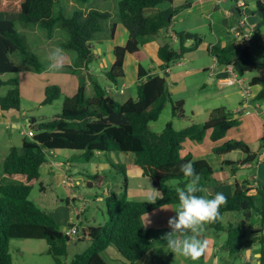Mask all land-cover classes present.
Returning a JSON list of instances; mask_svg holds the SVG:
<instances>
[{
    "label": "trees",
    "instance_id": "trees-1",
    "mask_svg": "<svg viewBox=\"0 0 264 264\" xmlns=\"http://www.w3.org/2000/svg\"><path fill=\"white\" fill-rule=\"evenodd\" d=\"M56 1L0 0V74L12 75L18 72V67L10 59V55L16 51L21 54L29 69L40 72L43 68L39 56L28 49L15 29L16 22L38 24L47 38L53 36L57 26L61 27L68 33V39L62 43L63 47L75 51L77 59L85 66L94 57L95 47L90 42L103 31H108L110 37H113L115 24H108L112 13L91 8L86 13L76 10L70 16L61 12L53 15L52 9ZM163 2H168L169 5L159 7ZM171 2L172 0H121L117 4L115 16L126 29L127 39L123 45L112 48V62L105 76L117 86L124 78V58L126 54L131 55L138 62L135 99L118 102L93 78L90 80L93 93L88 97L81 80L75 94L63 97L61 110L57 115L38 123L33 119L28 120L29 127L34 128L31 140L23 139L20 146L10 147L2 163L3 173L8 180L13 176H22L24 182L13 180L0 183V264H12V239L44 240L53 264H107L102 252L110 245L130 263L152 264V233L150 228L142 226V217L165 205L179 203L176 189L184 188L189 182V178L183 175L181 166L187 162L193 163L202 189L197 195H205L204 189L215 182L213 167L205 159L182 156L181 145L187 139L202 141L208 130L211 131L210 138L213 141L221 139L229 129L238 125L232 112L217 107L209 111L202 122L189 121L180 129L173 127L172 120L160 132L153 131L149 126L150 122L159 118L167 102L170 103L171 118L188 119L184 102L171 99L165 77L150 73L142 64L147 57L141 50L140 39L167 29L174 12L184 7L173 8ZM256 10L260 18L250 32L251 41L248 45H242L233 38L224 45H211L209 52L218 65L231 66L239 76L256 72L248 86H260L254 100H264V62L255 61L251 49L264 25V0H257ZM237 12L240 13V10ZM175 34L179 39L177 48L166 42L157 50L158 58L162 61L160 68L164 73L170 63L196 49L202 41L195 32L180 31ZM189 40L192 43L185 45ZM255 47L264 51V47L257 43ZM3 85L9 86V89L5 95L0 96V109L20 111L18 81L15 78L0 79V88ZM60 96V88L51 85L45 89L42 104L52 103ZM59 150L71 152L70 159L86 161H90L97 152L104 153L109 160V152L132 153L135 157L134 164L150 179L152 188L162 193V198H158L155 204L128 199L125 166L112 163L113 167L122 171L123 178L118 192H106L104 202L107 219L99 226L81 227V231L75 235H78V241L88 242V247L66 261L64 257L67 242L72 236L65 235L55 218L29 198L32 184L40 178L42 164L49 154ZM236 150L242 152L244 157L238 161L224 162L233 170L255 162L256 152L241 140L230 139L214 148L218 154ZM86 173L91 179L87 183L89 187L101 186L106 182L105 176L97 172ZM171 180H176V184L172 185ZM225 196L226 203L220 206L218 218L208 222V226L215 231L226 232L223 248L234 258L255 243L259 244V251L264 252L262 229H250L252 218H257L261 227L264 225V185L248 187L245 182H236L232 193ZM240 214H243V218ZM225 216L224 223L222 219ZM257 232L259 235L255 236Z\"/></svg>",
    "mask_w": 264,
    "mask_h": 264
},
{
    "label": "rangeland",
    "instance_id": "rangeland-1",
    "mask_svg": "<svg viewBox=\"0 0 264 264\" xmlns=\"http://www.w3.org/2000/svg\"><path fill=\"white\" fill-rule=\"evenodd\" d=\"M119 1L121 0H89L87 2L57 0L53 6V15L61 12L70 16L76 10L86 13L91 8L112 13L108 24H115V40H111L108 31H103L90 42L95 47H101L102 52L98 60H93V66L88 67L89 72L81 67L83 63L79 62L75 51L63 47L62 43L68 39V33L61 27L57 26L52 38L48 39L45 31L36 23H15V29L18 34L26 42L28 49L39 56L40 61L43 63V68L40 72L29 69L25 65L21 54L16 51L10 55V59L18 67V72L12 75L0 74L1 80L15 78L20 88V111H18V114L12 113L10 119L6 116L8 121L14 120L19 126L12 127L10 122L6 123V125L0 122V183H7L13 180L24 181V178L21 177H17V179L11 177L8 180L3 173L2 163L11 146H20L23 139H32V136L24 135L27 130L34 131V128L29 127L28 119H33L38 123L57 115L61 110L63 97L75 94L81 80L85 84V94L88 97L93 93V86L90 82L92 78L103 86L111 85L105 76V72L109 69L112 61L110 48L121 45L126 34V29L115 16ZM163 5L164 3H161L159 7L162 8ZM255 45L256 43L251 45L252 50ZM126 60L128 63L125 62L123 68L124 79L117 85L118 90L113 94V98L118 102L136 98V77L133 64L129 56H126ZM54 65H59V67H54ZM94 66L99 67L100 70ZM255 73H247L245 76L250 77ZM122 82L127 86L120 88ZM51 85H57L60 88L61 96L52 103L42 104L45 89ZM8 89L9 86L3 85L0 88V96L5 95ZM108 90L110 91V89ZM111 91L114 90L112 89ZM169 120L174 122L175 127H179L181 120L171 118V107L170 103L167 102L159 118L150 122L149 126L153 131L160 132ZM238 137L242 139L241 141L249 139V136H245L242 133ZM256 137L257 135L253 136L248 142L253 149L261 148L263 142L262 138L256 139ZM120 154L125 155V153ZM229 154L232 157H235V155L239 156L238 151H232ZM112 159L115 162L114 157ZM46 160V162L60 161V163L58 166L53 165L52 168L48 167L46 162L42 164L40 178L32 184L29 198L41 209L52 215L60 229L65 227L68 217L76 212L79 213L77 216L79 232L81 231V226L84 227L93 218L101 221L102 214L106 216L104 202L106 192L108 190L119 191L121 174L114 172L107 163V159L101 155L86 161L84 159H70L67 153L57 152L53 159L47 157ZM114 162L112 163L115 164ZM102 163L106 165L103 166L101 165ZM95 171L105 176L106 182L101 186L93 185L89 187L87 183L91 179L87 177L88 174L86 172L93 173ZM229 173H231L230 170ZM250 175L249 169H243L240 172V176L243 178ZM144 178L143 180L150 182L149 178ZM76 180L80 182L78 185L75 183ZM130 181L131 183H136L135 179ZM171 182L172 185L176 184V180H171ZM128 199L131 198L128 196ZM240 215L243 218V214ZM174 216H176V212L173 209L171 214L168 213L167 219L169 220ZM225 221L226 216L222 219V222L225 223ZM95 226H98V224H95ZM148 226L151 227L152 233V248L150 252L152 264H255L257 262L252 250L250 255H248L246 250H243L236 258L228 255L227 250L222 248L226 240V232L215 231L207 223L203 225L199 233V238L207 243L206 252L196 261L174 254L167 249L162 237L165 233L171 231L168 224L161 225L158 220H155ZM257 228L255 226L251 227V229ZM250 236L248 235V237ZM258 246L259 244H253L251 248H257ZM87 247L88 243L78 241V235L72 236L67 242V253L64 259L69 261L74 254L83 252ZM108 247L109 249L102 252V257L107 264H138L137 262L130 263L122 258L112 245ZM10 253L12 255V264H53V258L47 253V244L44 240L12 239L10 240Z\"/></svg>",
    "mask_w": 264,
    "mask_h": 264
},
{
    "label": "crops",
    "instance_id": "crops-1",
    "mask_svg": "<svg viewBox=\"0 0 264 264\" xmlns=\"http://www.w3.org/2000/svg\"><path fill=\"white\" fill-rule=\"evenodd\" d=\"M243 1V6H236L235 0H172L170 5L173 8H178L180 6L184 7L179 8L174 12L169 27L159 31L154 36H144L140 39L141 50L147 57V60L142 64L146 69L150 70V73H152L156 68H160L162 64V61L157 55L159 46L166 42H169L170 45L172 41L173 43L171 46L173 48L179 46V39L175 32L191 31L197 33L202 38L201 43L196 49L186 52L182 58L170 63L165 73V79L167 81V87L171 99L182 100L184 102L185 114L188 116L187 120L180 119L181 122L179 127H175L173 122V127L175 129L182 128L189 121L202 122L206 118L208 112L217 107H222L232 112L233 118L238 120V125L229 129L224 137L217 141H213L210 138L211 131L208 130L202 141L196 142L187 139L181 145L180 153L182 156L190 155L193 159H205L213 167V179L215 182L212 186L204 189V194L207 197L214 195L217 192H221L224 195H230L233 190V185L236 182H245L248 187H254L257 184L264 185V139L261 148L258 149H253L251 144L248 143L250 138H253L255 135H257L256 139L264 138V100H254V96L260 89V86L249 87L248 83L253 74H249L251 75L250 77L245 75L239 76L231 66L218 65L215 57L209 52V47L211 45H224L225 43L230 42L233 38L240 41L242 45H248L250 43V32H252L260 16L256 10L257 0ZM163 3L164 5L162 8L169 5L168 2ZM237 10H240V13L237 12ZM236 32H238V35H236ZM115 34L116 27L113 37H111V40L113 41L115 40ZM126 39L127 31L121 45L125 43ZM254 42H256L257 45L264 47V25L261 26ZM191 43L192 41L189 40L185 45H190ZM112 48L113 47L110 48L111 51ZM93 52L94 57L92 61L86 66L85 64H82L81 66L87 72H89L88 67L93 66V60L99 59L102 49L101 47H95ZM126 56L130 57V61L133 64L136 85L138 62L135 61L131 55L126 54ZM126 56L124 58L123 68L125 62L128 63ZM252 57L255 61L264 62V51L260 48L254 47L252 50ZM94 67L100 70L99 67ZM110 84L111 85L104 87L107 90L110 89V91L108 90L109 94L113 97V94L118 90V86L112 83ZM126 86L127 85L122 82L120 88ZM112 89L114 91H111ZM245 89L248 90L247 97L243 94ZM12 113L18 114V111H3L0 109V122L5 125L10 122L12 127H18L19 124L16 121H8L6 119V116L10 119ZM241 133L245 136H249V139L246 141L244 140L243 142L247 143L251 150L256 152L257 156L254 163H246L238 169L233 170L224 162L241 160L244 157V154L238 151L239 156L235 155V157H232L229 154L230 152L226 154H218L214 151V148L230 139L242 140L238 137ZM57 152H65L69 156L71 153L69 151L59 150L52 152L48 157L53 159ZM120 153H125V155ZM52 154L53 156H51ZM98 155L104 156L111 169H113L114 172L121 174V178H119V190L122 184L123 173L121 170H118L111 165L112 162H114L112 157L115 159V164L125 166L124 171L127 178V197L129 196L131 199L144 200L147 194L157 193V191L152 188L151 182L143 180L145 179V176L142 174L141 169L134 164L135 157L132 153L121 151L109 152V160L104 153L97 152L91 159ZM46 163L48 167L52 168L53 165L58 166L60 161H48ZM101 165L105 166L106 164L102 163ZM243 169H249L251 175L244 178L241 177L240 172ZM229 170L231 173H229ZM95 172L99 173L98 171ZM17 177L24 178L22 176H13L12 178L17 179ZM131 179H135L136 183H131ZM75 183L78 185L80 182L79 180H76ZM176 205H165L158 210L148 213L151 224L155 220H158L159 224L167 225L169 221L167 219L168 213L171 214L173 210L172 208ZM146 215L147 214L142 217L143 222ZM106 219L107 215L104 216V214H102L101 221H97L93 218L92 221H89L84 227H81L95 226V224H98L99 226L102 225ZM250 223L252 224L250 225L251 227L255 226L256 228L258 227L257 229L261 228L262 233L264 232V225L261 227L257 218H252ZM63 228L60 230H63ZM147 228L151 227L147 226ZM257 235H259L258 232L255 236ZM252 236H254V234ZM107 249H109V247ZM245 250L248 255H250L251 250L254 251L253 256H255V253L259 251V246L257 248L249 247Z\"/></svg>",
    "mask_w": 264,
    "mask_h": 264
},
{
    "label": "clouds",
    "instance_id": "clouds-1",
    "mask_svg": "<svg viewBox=\"0 0 264 264\" xmlns=\"http://www.w3.org/2000/svg\"><path fill=\"white\" fill-rule=\"evenodd\" d=\"M59 67V65H54ZM181 171L189 182L184 188H177L179 203L175 208L176 216L169 219L168 224L171 231L162 237L167 249L174 254H179L192 261L198 260L207 248L206 241L199 238L201 228L207 222L215 221L219 216V208L226 203V196L215 193L211 198L205 195H197L202 189L199 186V176L196 174L193 163L187 162L181 166ZM158 198H162V193L147 194L144 201L155 204ZM151 223L148 213L143 225L147 227ZM257 264L264 261V252L255 253Z\"/></svg>",
    "mask_w": 264,
    "mask_h": 264
},
{
    "label": "built area",
    "instance_id": "built-area-1",
    "mask_svg": "<svg viewBox=\"0 0 264 264\" xmlns=\"http://www.w3.org/2000/svg\"><path fill=\"white\" fill-rule=\"evenodd\" d=\"M235 4H236V6H243L244 5V1L243 0H235ZM236 35H238V32H236ZM250 41L251 40H249V42ZM243 94H244V96L247 97L248 96V90L245 89ZM24 135L33 136V131L32 130H27ZM77 216H78V213L76 212L74 215H71L69 217V219L67 221V224L63 228V232H64L65 235L71 237V236L75 235L79 231V226L77 225L78 224L77 223ZM255 264H257V262Z\"/></svg>",
    "mask_w": 264,
    "mask_h": 264
},
{
    "label": "water",
    "instance_id": "water-1",
    "mask_svg": "<svg viewBox=\"0 0 264 264\" xmlns=\"http://www.w3.org/2000/svg\"><path fill=\"white\" fill-rule=\"evenodd\" d=\"M172 43H173V41H172ZM172 43H170V46L172 45ZM152 73H158L159 76L165 77V73L161 70V68H156Z\"/></svg>",
    "mask_w": 264,
    "mask_h": 264
}]
</instances>
